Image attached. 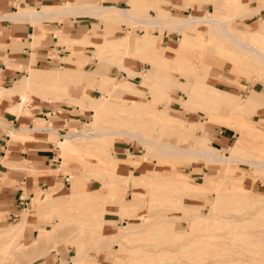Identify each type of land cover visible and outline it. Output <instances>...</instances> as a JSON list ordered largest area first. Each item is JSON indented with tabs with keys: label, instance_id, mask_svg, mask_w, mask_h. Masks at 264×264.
<instances>
[{
	"label": "rangeland",
	"instance_id": "obj_1",
	"mask_svg": "<svg viewBox=\"0 0 264 264\" xmlns=\"http://www.w3.org/2000/svg\"><path fill=\"white\" fill-rule=\"evenodd\" d=\"M243 1L245 4L241 7L238 0L233 5H227L223 0L213 2L186 0V7H192L193 12L189 10L184 17L197 15L206 17V15L209 16V11L219 10L220 17H217L225 21L226 28L264 52V37L259 34L236 33L239 32L236 28L244 27L246 24L244 22L251 18L254 21L252 27H257L260 22L264 24V6L261 8L256 4L261 0ZM262 1L264 4V0ZM128 2L129 7H118L126 11V8H131L136 14L131 10L128 12L141 18H151L156 14L155 17L179 16L178 13L169 10H166L168 12L166 14L158 11L149 14L148 10L136 9L129 0ZM34 10L36 9H25V11ZM251 13L253 15L249 16ZM96 16V19H93L97 23L93 25L95 34L91 33L92 29H85L67 36L69 38L80 37L82 34L90 33V40L101 42L107 31H111L115 36L125 37L141 36L145 32L153 36L160 33L162 35L165 30H161L160 27L166 29L167 33L172 32L169 30L176 31L169 44L155 46L156 40L150 37L153 45L147 50L127 47L124 52L117 49L120 45L99 50L98 47H91L88 44H71L75 40L66 38V35L59 37L57 32V44L64 46L65 49V57L59 61L65 64L55 61L51 71L42 72L40 69L30 68L27 73L40 79L52 74L51 72L79 70L76 68V65H79L87 71V78L76 83L69 82L66 86H59L57 83H41V90L31 87L26 90L31 105L57 103V105L70 107L72 116L66 124L65 135L77 134L87 128L102 131L130 129L150 139L193 148L194 138L185 136L183 126L164 119V114H167L187 126H191L189 124L191 122H196L197 125H193L196 126L194 127L195 135L205 133L209 139V145H212L210 133L213 132L214 127H226L224 125H227V128L234 133L233 143L237 146L233 148V143H231L228 148H221L222 154L241 159L264 161V132L256 127L260 126L264 130V124L258 123L261 118H264V110H257L256 106L252 107L246 103L251 89L264 91V69L258 61L249 57L243 49L233 48L230 41L224 35L226 39L217 33L208 23L200 25L191 23L183 26L169 21L157 28L154 25L145 26L138 21H129L118 10H104ZM213 16L215 15L210 14L209 18ZM54 19L61 20L58 18L51 20ZM182 42L185 47L184 52L180 53L179 57H173L174 48ZM133 49L137 53L133 52ZM122 53L126 54L125 63L127 65H129L127 61L135 60L139 64L136 70L145 69L139 75L134 76L139 83L129 90L138 94H111L109 96L111 101L104 98H92L91 96L103 97L104 93L100 90V83L105 78L104 76L111 75L114 77L113 82L123 84L133 75L127 72L123 77L124 72L119 70L121 68L112 59L108 60V56L122 55ZM153 55L156 57L157 65L151 63L146 69L147 61L143 58H151ZM165 56L171 59L167 61V64L163 63ZM78 57H83L82 61L86 64L71 61ZM97 62H102L99 65L98 72L100 73L97 77H89L92 70L98 66ZM152 72H156L158 77L170 78L162 82L152 81ZM171 77L178 81H171ZM224 79L232 83L242 82L241 87L244 90L241 94H236V107L230 108L228 105L235 102L220 98L216 89L212 91L208 88L209 85L226 88L217 84ZM142 84L148 86H140ZM188 84H193V86ZM185 85L190 89L185 88ZM161 89L169 90L171 96L158 91ZM3 94L6 92H0V95ZM133 99L149 100L154 103L155 110L119 109L118 106L121 104H132ZM185 99L193 106L184 105L182 102ZM16 100L17 97L12 98L13 103ZM26 103L27 101L15 113L24 110ZM219 107L230 109H217ZM255 110L257 111L252 113ZM40 121L43 122L42 119ZM239 123L242 128L237 129L235 126ZM77 124L80 126L75 129ZM51 135L56 145L62 150L64 172L70 175L68 164L74 165L76 171H82L80 175L83 180L76 183L72 177V188L67 198L59 204H54L56 208L50 212L52 220L48 227L52 228L50 232L45 233L46 230L40 228L37 237L26 235L23 231L27 223L25 222L20 232L10 238L0 234V264H51L60 260L64 261V264H171L174 256L176 264H203L206 258L208 261L217 259L221 252L218 247L222 249L225 241L237 238V235L247 237L248 234L250 236L259 230L264 234V167L256 168L241 161L211 163L200 157L163 154L143 141L107 133L94 136L89 140L69 141L64 138L60 141L58 135ZM12 138L26 139L25 136ZM107 140L113 141L109 150L105 144ZM75 147L77 150L73 151ZM65 150L67 152L63 153ZM142 158L145 160L140 162L139 159ZM99 165L106 168L107 172L99 175L86 174L88 169H95ZM143 173L148 176L142 175ZM133 174L136 176H132ZM177 174L185 176L179 177ZM208 175H216L215 177L222 182L212 185L209 179H206L209 178ZM125 176L127 177L124 178ZM121 178L126 179L128 186L125 182H120ZM117 179L119 180L115 182ZM86 182L88 183L87 188L93 189L90 190L93 194H103L101 198L83 204L80 203L79 195L71 197V193L76 191L75 188L80 191L88 190L85 187ZM183 183L186 190L180 187ZM69 186L70 184H67V191ZM179 189L182 190L183 195L178 194ZM234 191L248 196L249 203L259 209L258 214L242 215L246 212V208L243 203L231 197ZM260 194L262 197H259ZM122 197L126 199L138 197L140 201H132L130 211L127 213L121 210ZM254 198L260 199L258 201L260 204H256ZM44 208H46L45 202ZM25 212L28 215L31 213L28 210L23 213ZM94 214H101V220L96 222ZM193 214L196 225H194L195 231L192 232L190 223L193 216L190 215ZM224 217L227 220L223 219ZM15 221L0 223V227ZM249 222H253V226ZM258 223L263 224H259L260 227L262 225V229ZM239 236L237 239L240 238ZM216 242L222 244V247ZM215 245L218 247L215 248ZM213 249H215L214 252ZM51 250H54L57 256ZM211 251L213 254L217 252L216 255H213ZM208 254L213 256L206 257ZM177 256L178 259H176Z\"/></svg>",
	"mask_w": 264,
	"mask_h": 264
},
{
	"label": "crops",
	"instance_id": "obj_2",
	"mask_svg": "<svg viewBox=\"0 0 264 264\" xmlns=\"http://www.w3.org/2000/svg\"><path fill=\"white\" fill-rule=\"evenodd\" d=\"M65 1V2H63ZM132 3L133 7L148 10V13H155L156 11L160 13H168L166 10L172 11L173 13H178L179 16L184 17L186 13L193 12L192 7H186V0H129ZM214 1V0H210ZM221 1V0H220ZM227 5L236 4V0H223ZM259 1V0H258ZM68 2L74 3L75 5L86 4V3H100L109 7L112 10L122 9L121 6L129 7L128 0H0V85L5 87H11L13 83H17L20 80V77L24 75H31L35 77L39 82L48 83L51 81H58L61 86H66L69 82L73 83V81H80L81 79L87 78L88 74L85 72L82 66L76 65V68L79 70H69L65 72H51L52 74H48L46 76L38 79L35 75L27 73L30 68L40 69L42 72L51 71V67L54 65V62L57 61L59 64H65L63 61H59V59L65 57V49L64 46L58 45V33L59 37L68 34H77L85 29H89L92 34H95V24H97L93 19H96L97 14L91 13H75L74 15H58L50 14L37 16L35 19L31 18H23V17H9L7 15L16 14L20 10L25 9H55L65 6ZM63 3V4H62ZM79 3V4H78ZM224 4V3H223ZM257 7H263V1L260 3H256ZM120 6V7H118ZM42 7V8H41ZM127 10H131L135 13V10L131 8H126ZM219 11V10H218ZM218 11H212L209 13L214 14L215 16H219ZM120 12V11H119ZM136 14V13H135ZM121 15H123L121 13ZM157 15V14H156ZM155 15V16H156ZM253 15L252 13L249 16ZM258 15V14H256ZM7 16V17H6ZM153 16V15H151ZM153 16V17H155ZM253 17V16H252ZM255 17V16H254ZM53 18L61 19L59 20H51ZM99 18V17H98ZM70 21V22H68ZM244 27H237L236 29L239 32L236 33H245V34H259L264 37V24L262 22L259 23L257 27L253 26V18L248 21H245ZM203 24V23H202ZM154 25V27H160L159 24H146L145 26ZM161 30H165L161 35L157 34L153 36L149 32H145L151 37L154 38L155 46L157 44H169L172 41V36H174V32L167 33L166 29L160 27ZM227 32L233 33L229 28H227ZM179 32V30H177ZM58 32V33H57ZM57 33V34H56ZM82 34L80 37H70L69 39H73L76 41L83 40L86 38H90L91 35ZM105 34H111V31H107ZM103 35V38L105 36ZM220 34V33H219ZM223 36V34H221ZM237 35V34H235ZM224 37V36H223ZM225 38V37H224ZM226 39V38H225ZM233 48L238 47L235 43H233L229 38H227ZM200 41L202 39H199ZM250 44H252L250 42ZM240 48V47H238ZM117 49H121L122 52L126 50L125 44L122 43ZM241 49V48H240ZM147 50V49H144ZM141 50V51H144ZM185 50L183 42L176 48H174V56L179 57L180 53H183ZM140 51V52H141ZM238 51V50H237ZM133 52L137 53L135 49ZM139 52V51H138ZM125 55H112L108 56V60L112 59L118 67H120L121 71L124 73L130 72L139 75L145 69L136 70L139 67V64L135 60L127 61L129 65L125 63ZM55 56L57 58H55ZM251 57V56H249ZM83 57H78L77 62H83ZM252 58V57H251ZM147 61V67L151 63L157 65L155 62V55L151 58H143ZM253 59V58H252ZM162 61V60H161ZM86 64V63H84ZM74 68V67H73ZM99 71V70H98ZM98 71L92 72L89 77H97L100 73ZM135 75V76H136ZM205 77V75H202ZM102 83H100V90L104 93L103 97L109 98L111 96L110 86L107 84L109 82H113L114 78L111 75L104 76ZM152 81L159 80H167L170 77H158V74L153 73ZM171 81H178L176 78L171 77ZM184 82V81H183ZM136 83H139V80L134 82L133 87ZM219 85L225 86L226 88H222L221 86H208L210 90H217L220 98H224L227 101H233L235 103L228 105L230 108L236 107V94H241L244 90L241 85L242 82L232 83V81H227V79L220 81L217 83ZM189 86H193V84H188ZM140 86H148L147 84H142ZM189 86L185 85V88L190 89ZM42 89V87L37 88ZM228 89V90H227ZM161 93L169 95V90L163 92L162 90H158ZM28 91L26 90L27 103L25 105L24 110L22 109L19 113H15L16 103L19 100V93L14 92L10 94L0 95V223H6L9 220L15 221L22 217L24 211L28 210L31 212L26 218V225L24 227V233L26 235L38 236L39 229L43 228L45 233L50 232L49 225L51 224V210L56 208L54 204H59L61 201L65 200L68 196L69 191L72 188V177H74L75 182L83 180L80 175L81 170L76 171L74 165L68 164V170L71 171L70 175L65 173L64 167L62 165V150L56 145V142L51 134L58 135L59 140L61 141L63 138L66 141L73 139H82L89 140L94 136H101L104 134H112L119 135L121 137H128L130 139H136L139 141H143L147 143L152 148H155L159 152L163 154H176V150L185 149V150H197L199 148L206 149L208 148V137L204 133L202 135H195L194 131L197 125L196 122L189 123L191 126L185 125L181 121L175 120L170 115L164 114V119L167 121H174L179 125L185 128V136H191L194 138V147L188 148L182 146L180 144H172L169 142H162L157 139H150L145 137L143 134L139 133L135 130L130 129H121V130H108L102 131L98 130L96 133L88 131H81L77 134H64V131L67 128L68 120L70 119L71 110L69 106L57 105V103H47V104H35L31 105V101H28ZM124 94H138L134 91H123L119 95ZM140 95V94H139ZM250 103L251 105L256 106L257 110H264V91H257L255 89H251L250 93ZM17 97L15 103L12 102V98ZM92 98L98 99L102 97L91 96ZM110 99V98H109ZM149 99V97H148ZM54 102V101H53ZM132 104L128 105H119V108H123V110L130 109L131 111H142L148 109H154V103L142 100H131ZM187 107L193 106L186 99L182 102ZM245 105V104H244ZM247 106V107H249ZM227 108L229 107H219L217 109ZM15 111H14V110ZM216 109V110H217ZM236 110V108H234ZM27 110V111H26ZM253 111L252 113L256 112ZM26 111V112H25ZM209 112V110H207ZM240 112V111H238ZM41 115V116H40ZM81 118V117H80ZM43 120L42 126H49V129H38V130H30L26 132V139H13L11 135L8 133L9 128H19L20 126L25 127H37L41 124L40 120ZM53 120V121H52ZM81 120V119H79ZM259 124H264V118H261L258 122ZM224 125V124H223ZM80 125H76L75 129ZM226 127H214L211 136V144L216 148H228L231 143H233L234 133ZM233 126V125H232ZM9 127V128H8ZM231 127V126H228ZM237 129L242 128V125L239 123L235 126ZM264 130L260 126H256ZM69 135V136H67ZM113 141L107 140L105 144L107 146V150H109V146L112 145ZM95 143V142H94ZM162 144L166 145V149L168 151L163 150ZM169 148V149H168ZM125 149V148H123ZM77 147L74 148L73 151H76ZM67 152L66 150L63 153ZM197 157V156H192ZM203 158V157H200ZM204 159V158H203ZM140 162L145 159H139ZM211 163H220V161H211L206 160ZM91 168V167H90ZM107 169L102 165L97 166L95 169H88L86 174L93 173L95 175L106 173ZM142 175L148 176V174L143 173ZM180 176H185L183 174H177ZM136 176V175H132ZM209 176V175H208ZM127 177V176H126ZM131 177V176H129ZM88 178V176H87ZM119 179L115 180L117 182ZM67 184H70L69 190L66 188ZM118 184V183H117ZM86 189L88 183H85ZM126 186L128 184L126 183ZM71 193V197L74 195H79L80 203H87L89 201H93L102 197L100 195H95L92 193L93 189L88 190H78ZM96 189V188H95ZM126 189V188H125ZM44 192L46 194L44 195ZM138 197L133 199H125L120 201L121 210L129 213L131 202L135 201ZM37 199V200H35ZM44 202L46 203V208H44ZM112 208V207H111ZM45 210V211H44ZM46 212V213H45ZM45 213V214H44ZM96 222L101 220V214H94ZM55 226V225H54ZM54 255L57 256V253L54 250H51Z\"/></svg>",
	"mask_w": 264,
	"mask_h": 264
},
{
	"label": "bare ground",
	"instance_id": "obj_3",
	"mask_svg": "<svg viewBox=\"0 0 264 264\" xmlns=\"http://www.w3.org/2000/svg\"><path fill=\"white\" fill-rule=\"evenodd\" d=\"M238 3L240 4V6L245 4L243 0H238ZM239 4H238V6H239ZM108 9H110V8L106 7L103 4L97 3V2L79 4V5H77V4L75 5L74 3H71V4H66L65 6H62L60 8H55V9H38V10L36 9L34 11H25V10L23 11V10H20L16 14H10V15H7V16H9V17H17V16H19V17H23V18L35 19L37 16H40V15L43 16V15H46V14H50V12L52 14H58V15H68V14L69 15H74L75 13L98 14V13H100V12H102L104 10H108ZM119 11H120V13H122L125 16V18H127V20H129V21H138V23H141L143 25H146V24L147 25L148 24H159V25H161L162 23L169 22V21H173L175 23H179L180 25H183V26L191 24V23H194V24H197V25H200L202 23H208L214 28V30L217 33L223 34L226 38H229L233 43H235L238 47L243 49L254 60L258 61L260 63V65L262 66V68L264 69V52H262L255 45L250 44V42L245 41L243 38H240V37H238L235 34L227 32L228 29L225 27V24H226L225 21L222 20V19H219L217 16H213V18H211V17L209 18L210 13H209V16L206 15V17L201 16V15H197V16H193V17L192 16L191 17H179V16H172V15L164 16V15L161 14L162 16H159V17L141 18V17H139V16H137V15L131 13V12H128V10L126 11V10H123V9H119ZM75 41H72L71 44L72 43L75 44V45L76 44H84V45L88 44V45H91V47H94V46L98 47L99 50H103L105 48H110L111 46L115 47L116 45H121L122 43L125 44L126 48L127 47H131V48L132 47H136L138 49L139 48L148 49L149 47H152V45H153L152 44V39L150 38V36L147 33L145 35L136 36V37H132V35H129L127 37H125L123 35L115 36V35H113L111 33V34H105V36H104V38H103V40L101 42H94V41L90 40V38H86V39L79 40V41H76V42ZM169 60H171V59L165 56L163 63L167 64V61H169ZM97 63H98V66L94 70H92V72H95V71L99 70V65L102 62L101 63L97 62ZM179 64H181V63H179ZM179 67L182 68V66H179ZM165 68H167V67H165ZM85 72H87V71H85ZM132 74L133 75H131L128 78V80L125 83H123V84H119V82H109L107 84L108 86H110V91L109 92L111 94H114V95H117V94L119 95L123 91L130 90V88L133 87V85H134L133 83L138 81V80L134 79L135 78L134 76L136 74L135 73H132ZM143 75L145 76L146 73L143 74ZM124 76H125V73L123 74V77ZM151 77H153V74H151ZM41 83L42 82H39L35 77H33L31 75H24V76H20V80L17 83H13V85L11 87H5V86H1L0 85V92H2V93L6 92V94L7 93L10 94V93H14V92H18L19 93L20 97H19V100H18V102L16 103V106H15V109L17 111L23 106V104H25V102L27 100L26 89L29 88V87H31L33 89L40 88V86H41L40 84ZM48 83H57L59 86H61L60 83L57 80L56 81L49 80ZM73 83H76V81H73ZM162 91L165 92V90H162ZM102 98H104V99H106L108 101H111L109 98H105V97H102ZM250 101H251L250 100V96H248V98L246 99V103H250ZM119 109L122 110V108H119ZM42 123L43 122H41V124L39 126H37V127H25V128H23V127L20 126L19 128H13V127H10V128L8 127V128H9V132L12 135V137H15V136H22V137L25 136L26 137L27 136L26 135L27 131L38 130V129H49V126L48 127L42 126ZM84 131H86L84 133H87L88 131L96 133L97 129L96 128H87ZM67 136H69V135H67ZM162 146H163V150L168 151L166 149V145L165 144H162ZM236 146H237V144H235V143L232 144L233 148H236ZM220 149L221 148H216V147L208 144V148H206V149H201V148H199L197 150L178 149V150H176L177 152H175V153L176 154H180V155H182L184 157L197 156V157H203L205 160L222 161V162L241 161V162L247 163L249 165L255 166L256 168L264 167V161H262V160L241 159V158L236 157V156H229V155H226V154L224 155V154H222L220 152ZM215 176L209 175V176H207L209 178H206V179H209V181H210V183L212 185H217V183H221L222 181L218 180L217 179L218 177H215ZM221 176L223 177V174ZM222 177H221V179H222ZM124 178H126V176ZM125 181H126V179H123V178H121V180H120L121 183H123ZM180 187H181V189H185L186 190V186H185L184 183ZM177 190H175V191H177ZM183 192H184V190H183ZM180 193L182 194V190H180V192L178 194L180 195ZM231 197L236 199L238 202H241V203H243L245 205L244 208H246V212H244L242 215L253 216L255 213L258 214L257 212H259V211H257V210H259V209H256L255 207H253V205H251L249 203L248 196H246L244 194H241L238 191H234V192L231 193ZM259 197H262L261 194H260ZM125 199L126 198L122 197V200H125ZM254 200H255L256 204H260V203H258V201L260 199H255L254 198ZM138 201H140V198L135 199V202H138ZM180 207H185V206H180ZM27 215H28V213L25 212V213L22 214V217L20 219L16 220L14 223L8 224V225H6L4 227H0V234L5 235L8 238H10L15 233H19L20 229L23 228V225L26 222ZM190 216L191 217L193 216L192 217V222L190 223V230L193 232V231H195L194 225H196V220H195L194 214L190 215ZM225 217L223 219L227 220ZM183 218H185V217H183ZM216 222H217V220H216ZM250 223L253 226V224H252L253 222H249V224ZM146 224L147 223H145V225ZM187 224H189V223H187ZM244 224H245V222H244ZM259 224H262V223H258V225ZM233 225H236V224H233ZM254 225H256V224H254ZM262 225H261V227H262ZM259 227H260V225H259ZM254 229H256V228L254 227ZM242 233H244V232H242ZM220 236H222V235H220ZM238 236L239 235H237V238H238ZM241 236H239L240 237L239 239H237L236 237L234 239H230L228 237L230 239V241H225L224 244H223V247L221 246L222 244H219V243L216 242L217 244H219L220 247H222V249H220L217 245L214 246L215 248L218 247V249L221 251V252H219V255H218L217 259H210L208 261V258H206V261L203 264H264V234H263V232L260 231V230H259V232L255 231V232L252 233V235H250L251 237L248 234L247 235V237L249 236L248 238L245 237L246 235H243V237H241ZM222 237H224V236H222ZM214 239H217V238H214ZM216 243H214V244H216ZM221 243H223V242H221ZM210 250H211V248H210ZM210 250H208V251L210 252ZM214 250L215 249H213L212 251L214 252ZM31 251H33V249ZM208 251H206V253H208ZM212 251H211V253H212ZM216 253L215 254L212 253V254L216 255ZM209 254L206 257L213 256V255H209ZM178 258L179 257L177 256L176 259H178ZM172 261H173V259H172ZM173 262H175V256H174V261ZM51 264H64V261L60 260V261H56V262L51 263ZM173 264H176V262L173 263Z\"/></svg>",
	"mask_w": 264,
	"mask_h": 264
}]
</instances>
